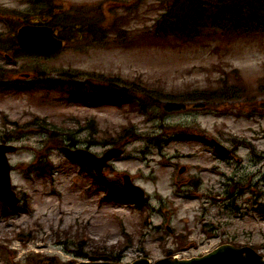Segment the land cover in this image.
I'll return each instance as SVG.
<instances>
[{"label":"rangeland","instance_id":"374dc122","mask_svg":"<svg viewBox=\"0 0 264 264\" xmlns=\"http://www.w3.org/2000/svg\"><path fill=\"white\" fill-rule=\"evenodd\" d=\"M220 1L248 29L176 30L192 0H0V143L16 146L20 199L12 213L0 202V264L153 262L223 243L264 257V0H239L250 19ZM25 22L53 26L61 49L21 50ZM114 147L100 181L62 152Z\"/></svg>","mask_w":264,"mask_h":264},{"label":"water","instance_id":"95a60500","mask_svg":"<svg viewBox=\"0 0 264 264\" xmlns=\"http://www.w3.org/2000/svg\"><path fill=\"white\" fill-rule=\"evenodd\" d=\"M17 41L26 50L46 53L57 50L62 44L61 40L53 36L52 28L48 26H23L18 30ZM13 150H15L13 146L0 145V192L11 209L15 208L18 199L11 189L10 166L6 158V152ZM64 151L74 159L94 165L97 171L106 166L108 160L120 155L122 152L119 148H112L98 158L85 150L72 151L65 148ZM124 185L130 190L134 189L127 176H125ZM79 264L96 263L80 262ZM133 264H148V260L141 258ZM154 264H264V259L250 248H235L229 244H224L202 257L182 260L165 258Z\"/></svg>","mask_w":264,"mask_h":264},{"label":"trees","instance_id":"16d2710c","mask_svg":"<svg viewBox=\"0 0 264 264\" xmlns=\"http://www.w3.org/2000/svg\"><path fill=\"white\" fill-rule=\"evenodd\" d=\"M192 1H193V5H194L192 12L185 11L180 16L179 23L176 24V26H175V24H173V27H176L175 28L176 30H178L180 32H188L187 34L194 33L195 29H197L199 27L198 23H200V20L202 22H204V21H208V19L209 20L210 19H217L218 21H220V20L224 21V25H221V27H220L224 31L237 30V31L242 32L243 30L248 29V27H242L240 25L238 26L237 22L235 21L236 20L235 17H233L232 19L226 18V13L222 9V6H227V4L225 2H221L220 0H216V1L208 0L207 2L205 0H192ZM226 1L231 2V3L237 2L239 4V6L242 5V3L244 5H247V7L250 6V4L246 1H242V2H240L239 0H226ZM253 6L254 5H252V7ZM211 8H213L212 11H210ZM239 9L240 10L238 11V14L241 13L240 11H242L241 7ZM253 9H254V11L251 10V6L248 8V11H250V14L246 15V17L248 19H250L251 17L252 18L257 17L256 16L257 14L255 13L256 8L254 7ZM252 26H255V25H251L249 27H252ZM2 84H0V89L4 86Z\"/></svg>","mask_w":264,"mask_h":264}]
</instances>
